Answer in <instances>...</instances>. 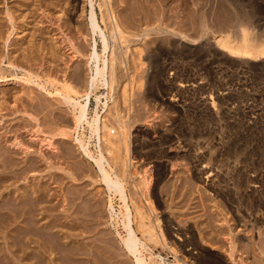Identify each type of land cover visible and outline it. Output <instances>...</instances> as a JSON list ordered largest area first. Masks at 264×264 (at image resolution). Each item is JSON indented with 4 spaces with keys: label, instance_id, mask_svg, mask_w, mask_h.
Listing matches in <instances>:
<instances>
[{
    "label": "rangeland",
    "instance_id": "1",
    "mask_svg": "<svg viewBox=\"0 0 264 264\" xmlns=\"http://www.w3.org/2000/svg\"><path fill=\"white\" fill-rule=\"evenodd\" d=\"M93 3L99 26L108 39L104 57L99 37H92L87 26L88 0H0V222L8 223L0 224V258L5 264H38L37 248L42 240L37 232L54 226L50 232L60 243L65 242L64 234L82 231L84 241L78 239L88 246L84 248L92 258L81 257L83 262L78 259L77 264H135L120 240L125 233L119 199L114 200L118 217L112 218L108 193L97 183L94 168L78 148L74 140L77 134L59 136L60 131L72 129L73 109L61 104L62 98L55 95L59 87L62 91L69 83L70 88L77 89L73 99L79 100L89 89L87 82L94 64L88 57L94 46L107 60L105 78L110 84L111 51L115 46V83L112 90H105L107 110H101L104 95L97 112L100 122L111 125V116L120 107L118 111L129 128V157L136 158L129 172L147 169L152 176L150 193L142 185L136 193L131 187L143 175L134 176V181L128 177L124 182L133 214L135 204L146 218L145 224L158 236V245L148 243L142 251L146 263L264 264V60L238 59L221 44L223 36H234L232 33L241 26L250 30L254 40L264 42V0ZM106 5L115 12L130 41L128 45L111 40ZM202 15L206 29L201 36L198 21L200 24ZM173 41L179 42L176 49L171 47ZM123 49L128 54L124 50L123 56ZM158 49L163 59L155 68L150 57ZM98 91L104 92L100 88ZM96 95L93 90L89 98V119L96 110ZM78 137L90 142V150L96 151V140L88 138L87 127L79 130ZM101 146L111 162L104 141ZM160 146L167 153L166 160H154V155L149 161L132 156L135 148L141 153H156ZM148 198L154 211L146 202ZM250 214H256V218ZM57 219L60 222L55 224ZM133 227L137 230L135 224ZM64 246L70 247L67 243ZM51 254L43 263L59 262L54 257L60 255Z\"/></svg>",
    "mask_w": 264,
    "mask_h": 264
},
{
    "label": "bare ground",
    "instance_id": "2",
    "mask_svg": "<svg viewBox=\"0 0 264 264\" xmlns=\"http://www.w3.org/2000/svg\"><path fill=\"white\" fill-rule=\"evenodd\" d=\"M89 2V15H88V18H87V26H88V29L92 35V37H95V36H98L99 39H100V44L102 46V53H103V57L105 56V54L107 53V50L109 48V44H108V39L106 37V34L105 32L100 28L99 26V23L97 21V17H96V14H95V11H94V3H93V0H88ZM103 2V1H102ZM101 2V3H102ZM107 3H110V1H106ZM225 2V1H224ZM125 4V3H124ZM108 5V4H107ZM106 5V6H107ZM211 5V4H210ZM105 6V7H106ZM100 9L102 10L103 7L99 6ZM109 6H107L108 8ZM83 10V8H82ZM104 10V9H103ZM102 10V11H103ZM107 10V9H106ZM105 10V11H106ZM109 12L107 13L109 15V29H110V37H111V40L113 39V43L115 41H119L118 43L120 45H128L129 42L127 38V35L125 34L124 31H122V28L120 27L119 25V22L117 21L116 19V15L114 14L115 12H113L112 10V7H109ZM107 10V11H108ZM66 11V10H65ZM84 11V10H83ZM230 11V10H229ZM83 13V12H82ZM81 13V14H82ZM106 14V16H108ZM146 14V13H145ZM103 16V14H102ZM212 16V15H211ZM195 17V16H194ZM200 17V24H199V21H198V26H200L201 30L199 31V34L202 36L203 34H205V29H206V23L203 22V19L205 18L203 15L202 16H199ZM108 18V17H107ZM199 19V18H198ZM13 21V20H12ZM128 22V21H127ZM205 23V24H204ZM230 23V22H229ZM130 24V23H128ZM108 25V26H109ZM126 29V28H125ZM198 31V30H197ZM207 32V31H206ZM145 33V32H144ZM147 33V32H146ZM161 33V32H160ZM235 33H237V35L235 36ZM235 33H232L234 34V36H231L229 34H227L225 37L223 36L222 40H221V44L223 46H225L228 50H230V52L232 54H234L235 56H238L239 58L238 59H241V60H252V61H257L258 59H263L264 60V42H257L256 40H254L251 36H252V33H250V30L249 29H246L244 26L242 27H238L236 32ZM164 34V33H162ZM168 34V33H167ZM145 35V34H144ZM224 35V34H223ZM254 35V34H253ZM134 36V35H133ZM137 36V35H136ZM165 36V35H163ZM130 37V35H129ZM139 37V36H137ZM146 37H148L146 35ZM222 37V36H221ZM259 38V37H258ZM167 39V38H166ZM111 42V41H110ZM127 42V43H126ZM116 43V42H115ZM117 43V44H118ZM171 43V42H170ZM179 43V42H178ZM178 43L177 41H173L171 43V47L175 48L178 46ZM115 45V44H114ZM119 46V45H118ZM168 47V46H167ZM96 46L93 47L92 49V52L89 54V57H88V60L89 61H92L93 64H94V69L92 70V77L88 80L87 82V87L89 89H86L85 91H83L84 93L82 95H78L79 96V100L77 99H73V92L74 90L72 88H70V83H69V86L66 85L65 87H62V91H61V87L60 88V92H57L55 95L57 97L62 98L63 100V103L61 104H64L66 103L67 105H70L73 109V127L71 130H67V131H60L59 133V136L60 138H65V136L69 135L70 133H76V138H74L76 144L78 145V148L81 150V153L82 155L84 156V159L86 158V160L88 161V163L91 164V167L94 168L95 173L96 174V181L98 183V181L100 182V184L105 188V190L107 191L108 193V198H107V204H108V209L109 211L113 214L111 217L114 218V216L117 218L118 217V213L116 214V211L114 210L115 209V206H114V200L116 198H118L121 203V209L119 210V215L121 216V225L123 226V230H124V238L120 239L121 242H122V245L124 247V250L126 251V254L131 256L132 258H134V261H135V264H147L143 255H142V251L145 252L146 250V244L152 243V245L154 244L155 246L158 245V236L157 234L155 233L154 229L152 226H149L145 224V217L141 211V209L139 207H137L135 204L132 206V208H134V214L131 210V205H129V203L132 202V200H129V198L127 197V194H126V182L128 177L129 178H132L133 180V177L135 176H138L140 177V175L142 176L141 178H139V183L137 182V184H133V186L131 185L132 188H134L135 190V193L139 191L141 185L144 186L146 192L148 193L149 192V189H150V184H151V175H150V170H147V169H143L142 172H136L134 170H136L137 168H135L133 171L129 172V167H131V161L135 160L133 158H130V148L128 147V129L127 126H126V118L123 119L124 117L121 116L120 114V111H118V109L115 110L114 114L111 116L112 120L114 118V122L113 124L111 123L112 120H111V125H108L106 123H102L100 122L99 120V115H98V112H97V109L100 107V105L102 104L101 103V100L100 98L103 97L105 95V90L107 91L108 88H113L112 86V83H115V80H114V77H115V62H117L116 60V55H115V46H113V51H111V64H110V72L111 73V76H112V80L110 82V84L107 82L106 78H105V72L107 70L108 67V63H107V60L105 58H101L100 55L96 52ZM139 48V47H138ZM160 48V47H159ZM179 48V47H178ZM120 49L119 51V54L121 53V48H118ZM128 49V48H127ZM127 49H123V52L122 54L124 53V50L125 53L128 51ZM162 49V48H161ZM169 49V48H168ZM130 50V49H129ZM136 50V49H135ZM170 50V49H169ZM140 51L142 50H138V54L140 53ZM55 53V52H54ZM109 54V53H108ZM118 54V55H119ZM122 54L119 55L118 57H122ZM128 54V52H127ZM137 54V55H138ZM142 54V52L140 53V55ZM110 55V54H109ZM125 54H123L124 56ZM143 55V54H142ZM162 55V51L160 49H158V53L157 52H154L153 53V56L150 57L151 58V63H152V66L157 68V66H159V64L161 63L160 61L163 59L160 58V56ZM178 55V54H177ZM138 57V56H137ZM143 57V56H142ZM147 57V56H146ZM54 58V57H53ZM136 58V57H135ZM118 59V58H117ZM165 59V57H164ZM119 60V59H118ZM123 60V59H122ZM135 60V59H134ZM133 60V61H134ZM148 60V59H147ZM102 61V63H101ZM141 61V60H140ZM139 62V61H138ZM144 62V61H143ZM146 62V61H145ZM150 62V61H149ZM100 63L102 65H100ZM118 63V62H117ZM122 63V62H121ZM142 63V62H141ZM132 64V63H131ZM134 64V63H133ZM137 64V63H136ZM135 64V65H136ZM140 64V63H139ZM243 64V63H242ZM10 65H12L10 63ZM117 65V64H116ZM122 65V64H121ZM14 66V65H13ZM120 66V65H119ZM149 66H150V63H149ZM118 67V66H117ZM137 67V65H136ZM152 68V67H151ZM159 68V67H158ZM156 70V69H155ZM159 70V69H158ZM108 71V70H107ZM30 75V74H29ZM31 76V75H30ZM110 76V77H111ZM37 78V77H36ZM136 78V77H135ZM29 79V78H28ZM110 79V78H109ZM114 80V81H113ZM153 80V79H152ZM70 81V80H69ZM134 81V80H133ZM65 82V81H64ZM154 82V81H153ZM32 83V82H31ZM66 83V82H65ZM28 84H30L28 82ZM51 84V83H50ZM54 84V83H53ZM67 84V83H66ZM36 85V84H35ZM65 84H62V86H64ZM39 86V85H38ZM37 86V87H38ZM52 86V85H51ZM183 86V85H182ZM42 87V86H41ZM44 87V86H43ZM74 87V86H73ZM86 87V86H85ZM125 87V86H124ZM46 88V87H44ZM75 88V87H74ZM79 88V87H78ZM99 88L101 90H104L103 93H100L98 90ZM130 88V87H129ZM40 89V87H39ZM43 89V88H42ZM133 89V88H132ZM45 90V89H44ZM57 90V89H56ZM96 91V110H94V116L89 119L87 118V107H88V103H89V98H90V95L92 93V91ZM112 90V89H111ZM182 90V89H181ZM77 92V89L75 90ZM82 91V90H81ZM125 88L123 90V96H125ZM125 92V93H124ZM50 92H47V94H49ZM77 95V93H75ZM50 95V94H49ZM54 95V94H53ZM110 95V94H109ZM77 96V97H78ZM126 96H127V93H126ZM126 96L124 97V99H127ZM130 97V96H128ZM54 98V97H53ZM108 96L105 95L104 99H105V102L102 104V109L101 110H104V112L107 110L108 108ZM123 102L125 101L124 104H126L128 101L127 100H122ZM152 101V100H151ZM47 104V103H46ZM60 104V102H59ZM39 107V106H38ZM45 107V106H44ZM59 107V106H58ZM170 108V107H169ZM42 109V108H41ZM48 109V108H47ZM128 110V109H127ZM48 111H51V110H48ZM114 111V110H113ZM103 112V113H104ZM131 113V112H130ZM71 114V113H70ZM47 115V114H46ZM53 116V115H52ZM109 116V115H108ZM132 118V117H131ZM128 119V118H127ZM127 121V120H126ZM102 123V124H101ZM114 123H115V126H114ZM132 123V122H131ZM134 123V122H133ZM181 123V122H180ZM87 127L88 128V131H89V139H94L96 140L95 141V149L96 151H91L90 150V142H85V141H82L81 139H79L78 135H79V130H84V128ZM64 129V128H63ZM52 130V129H51ZM58 131V132H59ZM104 131V132H103ZM101 132L102 134L105 133L103 136L101 135ZM182 132V130H181ZM177 133V132H176ZM192 133V132H190ZM51 135V134H50ZM58 135V134H57ZM120 135L122 138H117V136ZM132 135V134H131ZM142 135V134H141ZM58 137V136H57ZM182 137V136H181ZM169 138V137H168ZM171 138V137H170ZM50 139V138H49ZM137 139V138H136ZM165 139V138H164ZM180 140V139H179ZM50 141V140H49ZM104 141V144L107 146V148H105V152H107L108 155H110V159L112 157V161H108V159H106V157L104 156V150L102 151V146H101V143H103ZM183 141V140H182ZM180 142V141H179ZM66 143V142H65ZM120 143V144H119ZM161 143V142H160ZM166 143V142H165ZM165 143L161 144V145H165ZM119 144V145H118ZM194 144V143H193ZM117 145V146H116ZM51 146V145H50ZM140 146V145H139ZM146 146V145H145ZM155 146V145H154ZM163 146H160V148H158V150H156L157 152L156 153H153L152 151L150 152H143L142 153L138 150L139 148H135L134 152L132 153V156L133 154L136 155V157H138V159L140 160H143V157L147 158L148 159H151L153 158V155L156 157L154 160H157V161H162V160H166L167 159V156L164 151V148ZM167 146V144H166ZM105 147V146H104ZM122 147V148H121ZM185 147V146H184ZM147 148V147H146ZM150 148V147H149ZM123 149H124V153H123ZM145 149V148H143ZM205 149V148H204ZM142 150V149H141ZM149 150V149H148ZM167 150V149H166ZM191 151V150H190ZM184 153V152H183ZM182 154V153H181ZM107 155V156H108ZM3 159V158H2ZM41 159V158H40ZM204 159V158H203ZM191 160V158H190ZM70 161V160H69ZM74 161V160H73ZM149 161V160H148ZM147 161V162H148ZM7 162V160H6ZM11 162V161H10ZM145 162V161H144ZM171 162V161H170ZM186 162V161H185ZM49 163V162H48ZM47 163V164H48ZM200 163V162H199ZM225 163V162H224ZM51 164V163H50ZM146 164V162H145ZM89 165V164H88ZM172 165V163H171ZM174 165V164H173ZM51 166V165H50ZM47 167V166H46ZM154 167V166H153ZM159 167V165H158ZM53 168V167H52ZM146 168V167H145ZM195 168V167H194ZM59 169V167L57 168ZM52 170V169H51ZM61 170V169H60ZM157 170V169H155ZM207 170V169H206ZM84 171V170H83ZM161 171V170H160ZM163 171V170H162ZM193 171V170H192ZM48 172V171H47ZM79 172V171H78ZM90 172V171H89ZM164 172V171H163ZM75 173V172H74ZM250 173V172H249ZM24 174V173H23ZM66 174V172H65ZM78 174V173H77ZM85 174V173H84ZM91 174V173H90ZM95 174H94V177H95ZM41 175V174H40ZM69 174H67L68 176ZM213 175V174H212ZM16 176V175H15ZM59 176V175H58ZM195 176V175H194ZM215 176V175H214ZM213 176V177H214ZM244 176V175H243ZM22 177V176H21ZM50 177V176H49ZM71 177V176H70ZM69 177V178H70ZM81 177V176H80ZM83 177V176H82ZM85 177V176H84ZM86 177L87 174H86ZM91 177V176H89ZM198 177V176H197ZM204 177V176H203ZM208 177V176H207ZM222 177V176H221ZM73 178V177H72ZM71 178V179H72ZM92 178V177H91ZM218 178V177H217ZM216 178V179H217ZM220 178V177H219ZM62 179V178H61ZM75 179V177L73 178ZM81 179V178H80ZM250 179V178H249ZM49 181V180H48ZM57 181V180H56ZM59 181V180H58ZM61 181V180H60ZM73 181V180H72ZM95 181V180H94ZM130 181V180H129ZM134 181V180H133ZM209 181V180H208ZM244 181V180H243ZM93 182V181H92ZM125 182V183H124ZM215 182V181H214ZM246 182V181H245ZM54 183V182H53ZM85 183V182H84ZM251 182L248 183V185L250 184ZM132 184V183H131ZM128 185V184H127ZM247 185V183H246ZM246 185L245 188H246ZM259 185V184H258ZM48 186V185H47ZM130 186V185H129ZM128 186V187H129ZM243 187V186H242ZM241 187V189H242ZM249 187V186H248ZM43 188V187H42ZM252 188V187H251ZM56 190V189H55ZM59 190V189H58ZM99 190V189H98ZM104 190V189H103ZM221 190V189H220ZM246 190V189H245ZM264 190V189H263ZM75 191V190H74ZM143 191V190H142ZM252 191V190H251ZM145 192V191H144ZM244 192V191H243ZM39 193V192H38ZM37 193V194H38ZM146 193V194H147ZM150 193V192H149ZM60 194V193H59ZM99 194V193H98ZM145 194V193H144ZM255 194V193H254ZM46 196V195H45ZM53 196V195H52ZM133 196V195H132ZM257 196V195H256ZM57 197V196H56ZM59 197V196H58ZM136 197V196H135ZM95 198V197H94ZM44 199V198H43ZM89 199V198H88ZM137 199H138V196H137ZM145 199V198H144ZM117 200V199H116ZM135 200V199H134ZM70 201V200H69ZM140 201V200H139ZM189 201V200H188ZM261 201V200H260ZM17 202V200H16ZM19 202V201H18ZM17 202V203H18ZM65 202V200H64ZM148 202V205L150 207V210L151 211H154L153 210V202L151 200V198H148V200L146 201ZM236 202V201H235ZM30 203V202H29ZM36 204V203H35ZM86 204V203H85ZM90 204V203H89ZM8 205V204H7ZM30 205V204H29ZM33 205V204H32ZM62 205V204H61ZM75 205V204H74ZM138 205V204H137ZM24 206V205H23ZM50 206V205H49ZM83 206V205H82ZM87 206V205H86ZM74 207V206H72ZM71 207V208H72ZM235 207V206H234ZM21 208V207H20ZM148 208V207H147ZM200 208V207H199ZM9 209V208H8ZM23 209V208H22ZM43 209V208H41ZM40 209V210H41ZM247 209V208H245ZM1 210V208H0ZM4 210V208H3ZM44 210V209H43ZM47 210V209H46ZM58 210V209H56ZM64 210V209H63ZM75 210V208H74ZM80 210V208H79ZM86 210V209H85ZM96 210V209H95ZM239 210V208H238ZM237 210V211H238ZM25 211V210H24ZM45 211V210H44ZM70 211V210H69ZM76 211V210H75ZM149 211V210H148ZM26 212V211H25ZM30 212V211H29ZM38 212V211H37ZM68 212V211H67ZM65 212V213H67ZM73 212V211H72ZM87 211H85L86 213ZM147 212V211H146ZM8 213V212H7ZM16 213V212H15ZM23 213V212H22ZM44 213V212H43ZM46 213V212H45ZM64 213V214H65ZM69 213V212H68ZM71 213V212H70ZM110 213V214H111ZM241 213V212H240ZM249 213V212H248ZM251 213V212H250ZM11 214V213H10ZM73 214V213H72ZM83 214V213H82ZM150 214V213H149ZM208 214V213H207ZM8 215V214H7ZM28 215V214H27ZM63 215V214H62ZM95 215V214H94ZM252 215V214H250ZM249 215V216H250ZM256 215V214H255ZM255 215H252L253 217ZM11 216V215H10ZM37 216V215H36ZM52 216V215H51ZM67 216V215H66ZM150 216V215H149ZM248 216V217H249ZM2 216L0 215V218ZM5 217V216H4ZM17 217V216H16ZM20 217V216H19ZM22 217V216H21ZM33 217V216H31ZM43 217V216H42ZM92 217V216H91ZM18 218V217H17ZM23 218V217H22ZM29 218V217H28ZM39 218V217H38ZM55 218V217H54ZM60 218V217H59ZM66 218V217H65ZM252 218V217H251ZM256 218V217H254ZM61 219V218H60ZM111 219V218H110ZM259 219V218H258ZM1 220V219H0ZM18 220V219H17ZM113 220V219H112ZM111 220V221H112ZM208 220V219H207ZM27 221V220H26ZM32 220H30V223ZM43 221V220H42ZM67 221V220H66ZM84 221V220H83ZM115 221V220H113ZM112 221V223H113ZM117 221V220H116ZM147 221V220H146ZM251 221V220H250ZM255 221V220H254ZM253 221V222H254ZM25 222V221H23ZM29 222V221H28ZM54 223L55 222H60L59 219H57L56 221H53ZM69 222V221H68ZM76 222V221H74ZM2 223V221L0 222V224ZM4 225L8 223H6V221L3 222ZM2 223V225H3ZM26 223V222H25ZM118 223V221H117ZM257 223V222H256ZM15 224V223H14ZM27 224V223H26ZM34 224V223H32ZM30 224V226L32 225ZM56 224V223H55ZM66 224V223H65ZM134 224L136 225V229H134ZM254 224V223H253ZM258 224V223H257ZM16 225V224H15ZM25 225V224H24ZM48 225V224H47ZM97 225V224H96ZM120 225V226H121ZM151 225V224H150ZM12 226V225H11ZM17 226V225H16ZM35 226V225H34ZM41 226V225H40ZM51 226V225H50ZM72 226V225H71ZM70 226V227H71ZM74 226V225H73ZM91 226V225H90ZM208 226V225H207ZM2 227V226H1ZM13 227V226H12ZM28 227H29V224H28ZM49 227V226H48ZM54 227V226H53ZM47 228L45 230L44 228V232L43 230H39L37 233L39 236V239L40 241L42 240V243H40L38 245V254L40 255L39 258H37L38 260V264H46V263H43L44 259L46 258V255H52L51 253H56V254H53V257L54 255L55 256H58V257H54V258H57V262L61 261L59 264H64L63 262H68L66 264H69V263H79V260H82L81 257H87L88 256V252L85 248H87L88 246L83 244V242L81 243L80 239H78L79 237L80 238H83V233L82 231L81 232H76V230L72 233H67V234H64L65 235V239L63 243H60L61 241L59 240L58 241V237L56 236V234H53L51 233L50 231H52L54 228ZM60 227V226H59ZM65 227V226H64ZM78 227V226H77ZM118 227V225H117ZM210 227V226H209ZM21 228V227H20ZM58 228V227H57ZM76 228V227H75ZM258 228V227H257ZM8 229V228H7ZM117 229V228H116ZM175 230V228H173ZM26 230V229H25ZM24 230V231H25ZM33 230V231H32ZM30 230L32 231V234L35 235L36 232H34V228ZM37 230V229H36ZM84 230V229H83ZM168 230V229H167ZM170 230V229H169ZM172 230V229H171ZM177 230V229H176ZM206 230V229H205ZM1 231V230H0ZM6 231V230H5ZM4 231V232H5ZM22 231V230H21ZM71 231V230H70ZM73 231V229H72ZM173 231V230H172ZM9 232V231H8ZM28 232V231H27ZM26 232V233H27ZM69 232V231H68ZM190 232V231H189ZM18 233V232H17ZM31 233V232H30ZM28 233L27 236L30 234ZM65 233V232H63ZM176 233V232H175ZM21 234V233H20ZM31 234V235H32ZM85 234V233H84ZM138 234H140L141 238H138ZM188 234V233H187ZM228 234V233H227ZM14 235V234H13ZM174 235V234H173ZM178 235V234H177ZM26 236V237H27ZM63 236V235H61ZM97 236V235H96ZM180 236V235H179ZM33 237V236H32ZM121 237V236H120ZM188 237V236H187ZM28 238V237H27ZM38 238V237H37ZM36 238V239H37ZM85 238V237H84ZM84 238H83V241H84ZM179 238V237H178ZM7 239V238H6ZM25 239V238H24ZM63 239V238H62ZM8 240V239H7ZM160 240V239H159ZM191 240V239H190ZM11 241V240H10ZM13 241V240H12ZM63 241V240H62ZM188 241V240H187ZM184 242L185 245H187L189 242ZM206 241V240H205ZM25 242V241H24ZM33 242V240L31 241ZM19 243V242H17ZM64 243H67L70 247H65L64 246ZM72 243V245L74 244V246H71L70 244ZM87 243V242H86ZM97 243V242H96ZM165 243V242H164ZM174 243V242H173ZM8 243H6L7 245ZM38 244V243H37ZM101 244V243H100ZM180 244V243H179ZM13 245V244H12ZM21 245V244H20ZM23 245V244H22ZM25 245V244H24ZM23 245V246H24ZM47 245V246H46ZM66 245V244H65ZM85 245V246H84ZM175 245V244H174ZM189 245V244H188ZM191 245V244H190ZM1 246V245H0ZM34 246V245H33ZM87 246V247H86ZM100 246V245H99ZM235 246V245H234ZM6 247V246H5ZM27 247V246H26ZM85 247V248H84ZM92 247V246H91ZM187 247V246H186ZM189 247V246H188ZM3 248V247H2ZM22 248V246H21ZM85 251H84V249ZM118 248V247H116ZM7 249V248H6ZM16 249V248H15ZM31 249V248H30ZM34 249V248H33ZM82 249H83V252H82ZM99 248H97L96 250H98ZM145 249V250H144ZM24 250V249H23ZM29 250V249H28ZM32 250V249H31ZM35 250V249H34ZM95 250V251H96ZM100 250V249H99ZM102 250V248H101ZM196 250V249H195ZM8 251V250H7ZM18 251V250H17ZM27 251V250H26ZM89 251V250H88ZM186 251V250H185ZM0 252H2V249L0 248ZM11 252V251H10ZM86 252V253H84ZM104 252V251H103ZM114 252V251H113ZM12 253V252H11ZM23 253V252H22ZM101 253V252H100ZM13 254V253H12ZM15 254V253H14ZM33 254V253H32ZM92 254V253H91ZM99 254V253H98ZM103 254V253H102ZM196 254V253H195ZM1 255V253H0ZM4 255V253H3ZM31 255V254H30ZM96 255V254H95ZM106 255V254H105ZM110 255V254H109ZM89 256L92 258V255L89 254ZM88 256V257H89ZM94 256V255H93ZM103 256V255H101ZM122 256V255H121ZM190 256V255H189ZM193 256V255H192ZM9 257V256H8ZM80 257V258H79ZM2 258V257H1ZM0 258V264H5V260L4 258L1 259ZM34 258V257H33ZM97 258V257H96ZM106 258V257H105ZM31 259V258H30ZM49 259V258H48ZM79 259V260H78ZM95 259V258H93ZM99 259V258H98ZM194 259V258H193ZM12 260V259H11ZM21 260V259H20ZM32 260V259H31ZM36 260V259H35ZM85 260L84 259V263H85ZM89 260V259H88ZM52 261V260H51ZM105 261V260H104ZM111 261V260H110ZM121 261V260H119ZM32 262V261H31ZM83 262V260H82ZM95 264H101L99 263L98 261H94ZM97 262V263H96ZM56 263V264H58ZM76 263V264H77ZM88 263V262H87ZM7 264V263H6ZM22 264V263H21ZM26 264V263H25ZM50 264V263H49ZM81 264V262H80ZM83 264V263H82ZM125 264V263H124Z\"/></svg>",
    "mask_w": 264,
    "mask_h": 264
}]
</instances>
